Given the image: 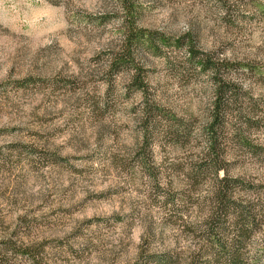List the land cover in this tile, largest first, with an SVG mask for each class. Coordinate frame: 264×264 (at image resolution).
Returning <instances> with one entry per match:
<instances>
[{
	"label": "rangeland",
	"instance_id": "374dc122",
	"mask_svg": "<svg viewBox=\"0 0 264 264\" xmlns=\"http://www.w3.org/2000/svg\"><path fill=\"white\" fill-rule=\"evenodd\" d=\"M263 76L264 0H0V264H264Z\"/></svg>",
	"mask_w": 264,
	"mask_h": 264
},
{
	"label": "trees",
	"instance_id": "16d2710c",
	"mask_svg": "<svg viewBox=\"0 0 264 264\" xmlns=\"http://www.w3.org/2000/svg\"><path fill=\"white\" fill-rule=\"evenodd\" d=\"M147 37V38H146ZM127 44H128V47H131L132 45L133 46H136L135 47V49L137 48H143V47H147V49H150V50H152V49H155V46H154V44H155V42H154V39L153 38H149V36H145V34L143 33V32H140L139 34H137V35H132V36H130L129 38H127ZM128 58V57H127ZM205 61V60H204ZM202 61L203 63H208V61ZM126 64V62L124 61V59H119L118 57L117 58H115L114 60H113V64H112V66L114 67V68H116L117 70H115V71H120L121 70V68H122V66H124ZM263 79H264V76H263ZM222 95H224V91L222 92V90H221V88L219 89V90H217V92H216V94H215V96H216V101H215V105H223L222 104V101H221V99H222ZM221 103V104H220ZM218 109V108H217ZM219 110H220V107H219ZM221 112H223V110H221ZM227 178H225V177H223V178H221L219 181H218V183H219V185H222V184H224L223 185V187H221L220 189H219V192H218V195H217V197H218V206H217V208L215 207V212H217V211H219V204L220 203H222V200L223 199H225V195L226 194H228V191L226 190L227 189ZM214 213V212H213ZM216 241V240H215ZM213 244H220V242L219 241H217V242H212ZM235 245H237L236 244V241H230V244H227V243H225V242H223L222 244H221V250L222 251H224V250H229V248H230V250H232L233 248H234V246ZM220 246V245H219Z\"/></svg>",
	"mask_w": 264,
	"mask_h": 264
}]
</instances>
